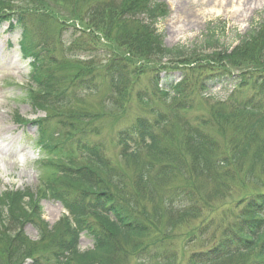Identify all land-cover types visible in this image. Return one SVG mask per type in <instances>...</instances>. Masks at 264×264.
Returning a JSON list of instances; mask_svg holds the SVG:
<instances>
[{
    "label": "trees",
    "instance_id": "obj_1",
    "mask_svg": "<svg viewBox=\"0 0 264 264\" xmlns=\"http://www.w3.org/2000/svg\"><path fill=\"white\" fill-rule=\"evenodd\" d=\"M20 1L25 2L21 9L16 3L18 0H0V15L2 20L11 22L12 27L17 21L26 44L24 49L37 58L33 80L39 91L31 97L37 108L52 111L74 108L73 100L78 92L104 93L114 106L123 107L121 101L132 105L134 102L159 105L151 108L153 116L137 117L132 125L121 127L116 143L123 148L119 160L108 154L107 139L103 138L108 134L104 133L107 120L101 122L103 118L99 114L72 111V123L68 125L71 131L66 132V136L65 132L48 124L57 111L35 124L40 125L37 145L49 155L48 164L57 167L59 173L38 194L31 189L0 192V264L4 261L12 264L17 254L27 255L33 264H117L122 253L117 238L127 241L131 236L141 239L146 235L154 239L142 245L145 247L139 249L136 257L143 258L144 263L165 264L178 258L172 249L163 246L164 240L171 237L161 230L162 214L164 218L170 214L168 202L193 199L195 195L192 182L177 186L179 188L170 195L165 194L172 190L169 184L178 172L186 173V181H192L191 174L207 171L215 177L228 178L243 172L245 162L247 170L254 173L246 176L240 185L264 186V158H253L250 164L244 152L251 141L249 138L254 137L253 132L264 123V103L257 105L253 101L264 99L263 23L240 36L234 48L222 45L215 35L204 50L170 48L157 28L168 14L167 6L158 0H71L74 21L82 24L85 20H79L82 12L78 7L83 5L88 24L86 29L73 25L69 39H62L65 53L59 51L60 58H57L48 46L42 48L35 40L41 39L48 29H55V33L57 28L64 29L60 17L52 16L60 13L58 5L62 2L54 0L50 12L44 0ZM11 5L17 6L12 9ZM48 16L53 17L55 27L47 21ZM99 34L107 44L100 43ZM62 56L70 60L65 61ZM144 82L145 88L141 89ZM223 82L232 91L233 99L251 98L237 102L241 106L236 104L234 114L255 117V123L241 141L220 140L214 135L217 129L225 128L226 104L219 103L206 113L204 108L208 101L198 99L209 90V85ZM173 94L176 96L169 102ZM160 105L165 110L159 108ZM122 110L117 125L123 124L131 109L123 107ZM180 111H193L198 116L179 128L174 115ZM174 129H177L176 135H183L186 144L171 153L166 139L175 136ZM252 142L264 150V143L257 137ZM73 148L83 153L87 164L75 166L72 159L54 161L55 151L65 150L64 155H67ZM145 151L147 158L142 157ZM187 156L191 157L190 161ZM234 180L229 179L231 188L238 186L235 185L238 181ZM155 191L162 193L161 204L148 210L143 200ZM42 200L60 202L69 216L51 226L42 218L39 205ZM236 208L240 220L263 225L247 227L248 231L246 227H236L238 231L233 229L230 239L221 238L212 250L193 253L191 264L218 263L226 257L245 256L253 251L258 255L256 263L264 264V191L255 188L237 201ZM91 216L100 226L87 225ZM28 224L38 232L39 241L33 243L25 237L24 229ZM83 233L94 241V249L85 253L78 249ZM13 234L16 237H12Z\"/></svg>",
    "mask_w": 264,
    "mask_h": 264
},
{
    "label": "rangeland",
    "instance_id": "obj_2",
    "mask_svg": "<svg viewBox=\"0 0 264 264\" xmlns=\"http://www.w3.org/2000/svg\"><path fill=\"white\" fill-rule=\"evenodd\" d=\"M50 12L54 7V0H44ZM43 1V2H44ZM62 2L59 6L60 13H54V19L60 17L64 29L57 28L58 32L48 29V31L35 41L38 46L42 48H49L50 51L59 57V51H63V40H68V34L73 30V27L86 29L88 24V14L83 5L78 7L82 12V24L74 21L71 16L72 12L71 0H60ZM159 3L167 6V16L158 23V30L163 36L165 44L172 47H186L189 49L204 50L207 48V42L211 39H221V44L227 48H234L240 36L245 35L257 24H264V0H158ZM44 2V3H45ZM23 6L25 2L18 0L16 2ZM17 5H11L14 9ZM1 12V11H0ZM8 13V12H5ZM72 13V14H71ZM0 192L9 190H28L31 189L34 193H39L48 183H51L58 176L59 170L48 164V154L42 151L37 145V139L40 134V121H43L47 115L55 113L52 119H49L48 124L50 128H58L61 132H70L72 118L70 113L72 111L79 112L80 110H87L92 115H101L103 118L101 122L106 121V130L108 133L103 136L107 139V146L109 148L108 154L120 159V154L123 148L117 145L118 135L121 133V127L132 125L137 117L147 116L151 117L154 114L151 111L152 107H157L159 104L152 105H133L126 101H121L120 104L124 108L129 107L131 110L127 111V117L122 125H117L118 114L122 113L120 105L114 106L107 101L108 95L104 93H81L73 100L74 108L68 110L64 109H46L45 107L35 106L31 101L34 93L39 91L37 84L33 80L35 67H38L37 59L31 54V51L25 50L26 44L22 41V30L17 27L16 20L14 27L11 28L7 20H2L0 15ZM53 18V17H52ZM48 16L47 21L52 24L54 21ZM75 25V26H73ZM51 26L55 27L56 24ZM217 36V37H216ZM100 43L107 44V40L99 34ZM23 42V43H22ZM60 44V45H59ZM101 47V45H100ZM53 53V54H54ZM62 59L69 61L70 59L62 56ZM246 65V64H241ZM247 66V65H246ZM242 69L244 66L241 67ZM43 70V69H42ZM162 75H164L162 73ZM36 78V76L34 77ZM64 83L65 81L59 80ZM146 82L140 85L141 89L145 88ZM222 84V85H221ZM217 86L209 85V90L200 95L201 100L208 101L204 108L206 113L211 110V107L217 108L219 103L225 105V128L217 129L214 135L220 140H235L241 141L244 134L248 133L255 123L254 116L251 114H234L237 106L251 100L249 96L232 98V91L227 88L225 82ZM226 87V89H224ZM59 91V88H58ZM176 96L171 95L169 102ZM42 98V97H41ZM257 105L264 103V99L253 100ZM159 108H163L160 105ZM158 108V109H159ZM74 109V110H73ZM165 110V108H163ZM169 111L170 108L166 106ZM195 110H197L195 108ZM171 111V110H170ZM224 112V113H225ZM117 115H115V114ZM61 114V116H56ZM197 113L193 111H180L174 115V122L178 120L177 127L181 128L185 121L192 122L196 119ZM257 117V116H256ZM259 118V117H258ZM100 127V126H98ZM174 129L173 133L175 134ZM51 131V130H50ZM256 131V132H255ZM254 133V137L264 143V123L260 124ZM253 137V138H254ZM253 138L248 142V149L245 157L251 159L263 156L264 150H260L259 144L253 143ZM167 146L169 151L174 153L182 145L186 144L182 134H175L173 137H167ZM111 141H113V144ZM74 149V148H73ZM76 149V148H75ZM68 150V154L64 155L65 150L55 151L53 157L56 162H65L67 159H72L75 166L87 164L83 153L76 150ZM142 157L147 158L148 154L142 152ZM191 157L187 156V161ZM129 161V160H128ZM244 164V171L235 173L233 177H215L214 174L207 171L199 174H191L192 181L188 180L184 175L186 173L178 172L174 180L169 186L172 190H168L165 194L170 195L180 186L192 182L195 186V195L193 199H184L168 202L170 214L161 221V230L163 233L171 237L167 241L164 240V245L167 249L174 251L175 257L178 259L169 260L165 264H191V256L193 253H204L206 250H212V246L221 238L233 236L231 231L236 227L262 226L263 223L245 222L238 218L237 201L253 192L255 188L264 191L263 184L258 185H240L247 178L253 176L254 171L247 170V164ZM241 175L244 177L241 178ZM229 179L238 181L236 187H230ZM240 185V186H239ZM156 192V191H155ZM153 192L143 200L148 210H151L154 205L161 204L162 193ZM183 202V203H182ZM40 209L42 217L50 225H58L66 216V212L62 205L55 201L42 200L40 201ZM160 207V206H159ZM161 212V211H160ZM163 213V211H162ZM89 226H100L96 223V219L91 216L88 219ZM108 225V224H107ZM97 226V227H98ZM109 227V225H108ZM248 227V228H247ZM25 237L31 242L39 241L38 232L31 225L25 226ZM238 231V229H236ZM16 234V233H14ZM13 234L12 237H16ZM115 236V233H113ZM153 236H144L139 239L136 236H131L127 241L122 237L117 238V244L122 248V253L119 256L117 264H152L144 263L143 258L136 257L139 249L144 248L142 245H148L153 241ZM18 245V242H17ZM151 246V245H149ZM79 251L82 253L94 249V241L88 234L83 233L79 239ZM152 248V246L150 247ZM127 252L128 254H124ZM27 255H16L12 258V264H33V260ZM258 255L255 251L246 254L245 256L226 257L213 264H250L256 263ZM4 264H7L4 261Z\"/></svg>",
    "mask_w": 264,
    "mask_h": 264
},
{
    "label": "bare ground",
    "instance_id": "obj_3",
    "mask_svg": "<svg viewBox=\"0 0 264 264\" xmlns=\"http://www.w3.org/2000/svg\"><path fill=\"white\" fill-rule=\"evenodd\" d=\"M1 145H3V144L0 143V146H1Z\"/></svg>",
    "mask_w": 264,
    "mask_h": 264
}]
</instances>
